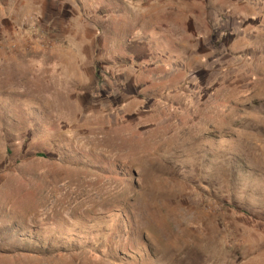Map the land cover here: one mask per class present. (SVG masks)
<instances>
[{"label":"rangeland","instance_id":"rangeland-1","mask_svg":"<svg viewBox=\"0 0 264 264\" xmlns=\"http://www.w3.org/2000/svg\"><path fill=\"white\" fill-rule=\"evenodd\" d=\"M0 264H264V0H0Z\"/></svg>","mask_w":264,"mask_h":264}]
</instances>
